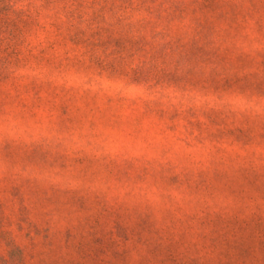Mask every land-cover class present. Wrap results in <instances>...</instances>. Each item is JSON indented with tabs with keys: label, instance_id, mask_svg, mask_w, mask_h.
<instances>
[{
	"label": "rangeland",
	"instance_id": "1",
	"mask_svg": "<svg viewBox=\"0 0 264 264\" xmlns=\"http://www.w3.org/2000/svg\"><path fill=\"white\" fill-rule=\"evenodd\" d=\"M0 264H264V0H0Z\"/></svg>",
	"mask_w": 264,
	"mask_h": 264
}]
</instances>
